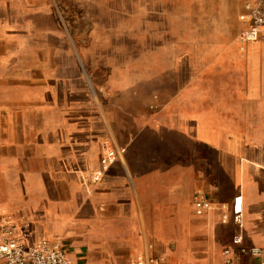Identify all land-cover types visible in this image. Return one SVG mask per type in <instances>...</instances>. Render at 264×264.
<instances>
[{"label":"crops","instance_id":"1","mask_svg":"<svg viewBox=\"0 0 264 264\" xmlns=\"http://www.w3.org/2000/svg\"><path fill=\"white\" fill-rule=\"evenodd\" d=\"M254 2L131 0L120 10L116 0H2L0 45L15 28L14 5L28 6L73 46L59 56L74 63L61 65L60 79L44 75L56 104L41 115L30 102L27 120L18 117L29 139L0 133V234L9 220L25 246L46 241L71 264H263L264 36L239 39ZM117 27L146 30L156 60L173 62L172 89L158 84L162 64L136 84L110 67L87 74L90 55L74 46L98 44L100 29L113 38ZM216 76L228 82L213 88L205 79ZM106 147L116 161L102 167ZM199 196L212 204L201 216Z\"/></svg>","mask_w":264,"mask_h":264},{"label":"rangeland","instance_id":"2","mask_svg":"<svg viewBox=\"0 0 264 264\" xmlns=\"http://www.w3.org/2000/svg\"><path fill=\"white\" fill-rule=\"evenodd\" d=\"M125 1L129 3L131 0H116V7L122 10L125 8ZM139 1L141 0H136L135 7L139 6ZM27 7L19 4L14 5L15 13L13 12V15L17 19L14 24L15 28L12 30L13 33L5 39L6 43L0 45V133L8 135L9 138L13 136V138L25 140L29 139L30 132L24 128V125H21L18 118L22 116L25 121L27 120L25 107L31 106L30 102L32 105L40 104L36 110L43 115L45 112L44 103L46 106L54 105L59 99L57 88L58 91L53 89L51 98H48L47 92L43 88L46 78L44 75L51 74L52 78L60 79L59 75L63 74L61 65L74 63L72 59L67 60V57L59 56L65 52H73V46L68 43L59 44L58 39L53 35L57 33L52 29L54 24L35 17L27 11ZM89 14L96 15L94 12ZM108 15L110 14L100 13L102 18H107ZM115 24L124 26L127 23L117 19ZM111 31L116 32L117 36L111 38L106 29H100L96 38L97 41H100L98 44L74 46L77 51H81L83 48L90 55L87 57V61H83L84 70L89 76V70L93 67H110L114 71H121L118 76L114 75L117 77L116 81L121 82L126 79V82L136 84L141 82L150 71L155 72L156 67L159 71L160 64H162L165 74L158 80V84L162 85L164 90L172 89V79L174 80V78L170 69L173 62L171 60H156L154 52L156 45L150 44V42L146 44L145 29L131 28L127 32L126 29L117 27ZM150 31L154 33L156 30ZM152 38H155V34ZM167 51L171 52L170 49ZM50 55H52L51 58ZM51 63L53 66L49 69ZM18 70L20 76L17 74ZM37 71L41 73H36ZM17 78L20 81L24 79V81L19 82ZM205 80L209 81L213 88H219L222 83L228 82L227 78L218 76L208 77ZM111 84H113V80H111ZM215 95L220 96L218 89L215 90Z\"/></svg>","mask_w":264,"mask_h":264},{"label":"built area","instance_id":"3","mask_svg":"<svg viewBox=\"0 0 264 264\" xmlns=\"http://www.w3.org/2000/svg\"><path fill=\"white\" fill-rule=\"evenodd\" d=\"M241 19L247 20V28L239 35L240 41L246 44L256 43L264 36V0H255L252 4L246 5V13ZM116 161L115 151L106 147V153L101 158V166L107 167ZM102 173H97L95 180H99ZM236 204L240 205L241 197L235 198ZM211 202L204 197H196L194 202L195 213L198 216L205 214L211 209ZM241 236L233 240L235 245H240ZM241 254L257 256L261 253L258 249L240 250ZM229 254L226 250L224 255ZM154 259L137 257L132 264H151ZM0 264H71L66 257L64 250L58 246H51L46 241L34 245L25 246L22 243L18 227L7 220L1 225L0 234ZM264 264V263H263Z\"/></svg>","mask_w":264,"mask_h":264}]
</instances>
